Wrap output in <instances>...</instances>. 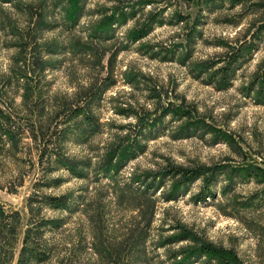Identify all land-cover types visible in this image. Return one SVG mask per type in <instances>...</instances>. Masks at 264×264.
Segmentation results:
<instances>
[{"label": "rangeland", "instance_id": "rangeland-1", "mask_svg": "<svg viewBox=\"0 0 264 264\" xmlns=\"http://www.w3.org/2000/svg\"><path fill=\"white\" fill-rule=\"evenodd\" d=\"M76 2L0 0V111L11 115L7 125L16 133L15 143L0 139V264H34L26 262L31 247L50 248L51 259L39 264H100L88 210L104 224L102 239L120 248L118 264L130 252L135 264H170L166 250L194 246L186 239L160 244L178 233L231 251L243 264H264V184L232 176L234 167H264V101L257 98L264 88V0ZM77 7L81 15L69 27ZM112 15L119 20L98 31ZM139 29L147 33L137 40ZM106 30L109 38L98 36ZM156 46L168 48L166 60L151 55ZM187 46L192 60L234 50L244 56L228 81L214 85L169 58L171 47L183 55ZM28 83L36 92L24 104ZM63 103L77 107L76 116L65 115ZM172 103L192 115L165 112ZM177 166L204 167L214 196L196 201L206 176L186 185L168 175ZM127 186L148 188L156 199L139 250L130 246L137 232L128 235V226L138 211L126 209ZM47 195L70 208L51 207ZM51 219L64 223L50 227Z\"/></svg>", "mask_w": 264, "mask_h": 264}, {"label": "trees", "instance_id": "trees-1", "mask_svg": "<svg viewBox=\"0 0 264 264\" xmlns=\"http://www.w3.org/2000/svg\"><path fill=\"white\" fill-rule=\"evenodd\" d=\"M5 1L8 2L11 0H5ZM76 1L77 2L75 3V6L78 5V2L80 0H76ZM207 1H215V0H207ZM237 2H242V0H234L233 3H237ZM76 9H77L76 12H73L71 14L70 22L67 23V26L69 27L72 24H75L78 20L79 15H81L82 8L77 7ZM156 18L158 19V16ZM112 19L119 20L115 17V15H112L110 19H107V21H105L103 26L98 28V31L110 28V25L109 27L107 25L111 22ZM184 20H186L185 17H182V15L181 16L179 15L178 21H184ZM159 22L160 24H163L164 20H159ZM192 31L193 30L191 29L189 35L191 34ZM133 33H134L133 34L134 38L138 40L144 37L147 31L143 29H139L137 32L134 31ZM98 34H99L98 36L102 38H109V36L111 35L107 33V30L105 33H98ZM222 43H224L227 47H229L227 43L225 42H222ZM83 47H86V46L83 45ZM185 49H186V52L185 51L182 52L184 53L182 55L181 52L177 48L171 47V49L169 50H173V51H171V55H169V58L171 60L174 58L176 59L179 58V60L182 63L188 64L193 74L197 75L198 77L207 75L206 79L208 80V82L214 85H218L222 81H228L229 76H230L229 74L233 75L234 73L233 69L239 66L237 62L240 60L241 57L244 56L243 54H236V52H239V51L234 50L232 52L228 51L226 56L225 55L224 57L221 56L215 60L214 59L192 60L191 59L192 58L191 47L187 46ZM233 53H235L234 57H230V56L228 57V54H233ZM162 54H165V55L161 56ZM168 54H169L168 48L166 47L160 48L159 46H156V51L153 52V54L151 55L152 56L156 55L154 57L161 56L163 60H166V58L168 57ZM222 62H224V64L220 65V63ZM19 73L21 75L20 77H25L28 74L27 71H25V74L24 73L22 74L21 72ZM249 90H250V87H249ZM35 92H36L35 87L31 86L30 84L25 86L24 93H23V101H24L23 103L27 104L30 101L32 94H35ZM159 96H158V99H159ZM257 98L259 99V101H264V88L262 89L261 87L260 93L258 94ZM68 105L69 104L63 103L62 108L68 107L69 109L70 107ZM170 106H173V107H170ZM170 106L168 105L167 106L168 108L167 107H164V108L166 109L165 112L167 111V113H170L171 115L178 116V117L179 116L188 117V115H192V111L188 107H185L183 103H180V104L172 103L170 104ZM68 109L65 112H63L65 115H68L69 113L70 114L73 113L72 116H76V114L78 113L75 109L72 110L70 108V110H72L73 112L72 111L69 112ZM58 111L59 109H56V115L58 114ZM10 119H11L10 114L4 115L2 114V110L0 111V139H3V137H5L6 140L10 141L11 143H15L16 133L10 125H7V123L10 122ZM138 119H140L139 121L140 123L141 122H144L143 124L147 123V120H146L147 118L141 115L139 116ZM143 124H140V125H143ZM185 127H188V125H186ZM183 131H184V126L182 127L181 130L179 129V132H178L179 135ZM37 137L38 136H36V138ZM220 138H221L220 136H216L215 141H217ZM233 140L234 139L232 138V136L227 135L226 141L230 142ZM120 148H122V144L117 143L114 149L115 151H117ZM108 153L109 154L107 155H112L114 153V150L112 149ZM44 155H45L44 153L40 154L41 161H43ZM223 167L226 168L225 166H222L221 168ZM234 168H232L233 178L239 176L244 179H250L251 177H253V179H256L258 183L264 184V167H261L257 164H245V166L238 167V169H235V171H234ZM220 171L222 172V169H220ZM208 174H209L208 171L205 170L204 167L195 168V167H185V166H177L176 169L170 170V172H168V175L172 176L173 178L179 175L182 176V179L180 180L185 182L184 184L186 185H188L189 182H192V180H196L203 176H206V180H205L206 185L205 184L202 185L200 189L198 190V192L194 194V198L196 199V201H204L207 198L214 196V192L209 186V180L207 176ZM182 181L179 184H175L174 186L175 189L172 190V193L176 192V195H177L178 193L177 191H180L179 189L181 187ZM146 187H149L148 184ZM127 188L130 191L128 192L130 194H128L129 196H127L128 205L126 206V209L129 211H138L135 215L131 214V216L133 217H138V221H136L135 223L134 222L130 223V225L128 226L129 227L128 235H133L135 232H137V234H135L136 237L134 236L136 239V240L134 239L135 243L134 245H130V246L132 247V249L134 248L133 250H139L140 249L139 245L141 243L145 244L147 241V232L149 228L151 227V224L153 222L155 212H156V199L153 197L152 193L149 191L148 188H142V189L136 188V190L134 189V187L127 186ZM172 193H170L171 196L173 195ZM115 196H117L116 197L117 199L118 194ZM45 198H46L47 204H49L51 207L59 208V209H64V208L69 209L70 208V206L66 202H64V200L61 199V197L47 195L45 196ZM132 202L133 203L135 202V204H133ZM130 203L132 204L129 205ZM87 213L89 214L90 225L93 229L92 236H93V241H94V249H95V252L98 253V255L100 256V264H118L119 262L123 263L122 261L123 254H121L120 248H118V246H111L112 243L111 244L107 243L101 237V233L103 231V225H104L102 220L98 218V215L93 216L95 214L94 210H92V212L88 210ZM46 223H50V227H60L62 226L64 221L61 219H51V220L46 221ZM178 234L160 240L161 241L160 244L163 247H168L170 244L176 241H181L183 239H186V240H193L194 246L187 245V246H182L177 250H171V249L168 251L166 250V256L170 264H194L196 259L199 260L198 261L199 264H243L236 257V255H234L231 251L217 247L207 242L206 240L195 237L193 235L188 236V234L186 233L182 235H178ZM30 251H31L30 256H28L29 260H27L26 262L39 264L46 260L51 259L50 248L40 250L35 247H31ZM133 258L134 256H132V252H130L128 255L127 261H125L124 264H135V260H133ZM21 261L23 262L24 259H20V262ZM60 264H69V261L65 259L64 260L61 259ZM83 264H92V263L89 262V263H83Z\"/></svg>", "mask_w": 264, "mask_h": 264}]
</instances>
